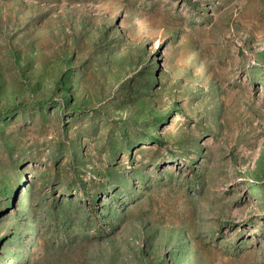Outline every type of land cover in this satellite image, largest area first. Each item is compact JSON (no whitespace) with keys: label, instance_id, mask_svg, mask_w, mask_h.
<instances>
[{"label":"rangeland","instance_id":"374dc122","mask_svg":"<svg viewBox=\"0 0 264 264\" xmlns=\"http://www.w3.org/2000/svg\"><path fill=\"white\" fill-rule=\"evenodd\" d=\"M0 264H264V0H0Z\"/></svg>","mask_w":264,"mask_h":264},{"label":"trees","instance_id":"16d2710c","mask_svg":"<svg viewBox=\"0 0 264 264\" xmlns=\"http://www.w3.org/2000/svg\"><path fill=\"white\" fill-rule=\"evenodd\" d=\"M40 103H42V102H40ZM148 140H150V141H151V140H155V138H154L153 136H149V137H148Z\"/></svg>","mask_w":264,"mask_h":264}]
</instances>
